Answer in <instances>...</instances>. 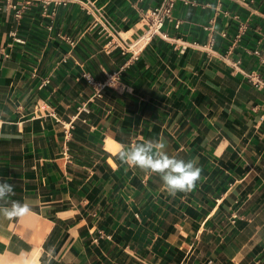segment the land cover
<instances>
[{"label": "crops", "instance_id": "crops-1", "mask_svg": "<svg viewBox=\"0 0 264 264\" xmlns=\"http://www.w3.org/2000/svg\"><path fill=\"white\" fill-rule=\"evenodd\" d=\"M162 2L0 0V180L32 209L0 217V262L264 264V0H176L128 49ZM161 137L192 192L117 157Z\"/></svg>", "mask_w": 264, "mask_h": 264}, {"label": "clouds", "instance_id": "clouds-1", "mask_svg": "<svg viewBox=\"0 0 264 264\" xmlns=\"http://www.w3.org/2000/svg\"><path fill=\"white\" fill-rule=\"evenodd\" d=\"M117 157L122 164L129 167L139 168L148 174H158L162 181L161 190L172 197L177 193L192 192L201 179L202 168L199 166V159L186 161L170 156L163 137L121 145ZM14 187L13 184L0 180V217L8 220L23 217L32 210L28 201L21 203L10 199L15 196ZM53 252L54 249L48 250L49 260Z\"/></svg>", "mask_w": 264, "mask_h": 264}, {"label": "built area", "instance_id": "built-area-1", "mask_svg": "<svg viewBox=\"0 0 264 264\" xmlns=\"http://www.w3.org/2000/svg\"><path fill=\"white\" fill-rule=\"evenodd\" d=\"M242 3H247L248 0H239ZM176 0H163V2L157 6L149 7L142 10V18L147 22V29L145 33L132 43L128 45V49L134 47H139V50L142 49L145 44L143 43L145 39H150L153 35L162 34L165 35L163 31V26L167 20L173 19V8ZM21 10H18V15H20ZM98 22L102 25L103 29L108 32V34L113 35L116 32L115 27L112 23L107 22L106 17L100 12L98 17ZM180 21L177 20V24L179 25ZM110 43V42H109ZM246 77L257 87L264 90V78L260 76V74L250 71L246 72ZM108 81H113V78H109ZM107 82L98 83V84H106Z\"/></svg>", "mask_w": 264, "mask_h": 264}, {"label": "rangeland", "instance_id": "rangeland-1", "mask_svg": "<svg viewBox=\"0 0 264 264\" xmlns=\"http://www.w3.org/2000/svg\"><path fill=\"white\" fill-rule=\"evenodd\" d=\"M36 254H38L39 256V253L38 252H34L33 254H31L30 257L28 258H24V260L22 261H19L17 263H14V262H0V264H28V262L32 261L34 259V257L36 256ZM37 263H38V260H37Z\"/></svg>", "mask_w": 264, "mask_h": 264}, {"label": "bare ground", "instance_id": "bare-ground-1", "mask_svg": "<svg viewBox=\"0 0 264 264\" xmlns=\"http://www.w3.org/2000/svg\"><path fill=\"white\" fill-rule=\"evenodd\" d=\"M37 260H38V254H36L34 259L32 261L28 262V264H37Z\"/></svg>", "mask_w": 264, "mask_h": 264}]
</instances>
